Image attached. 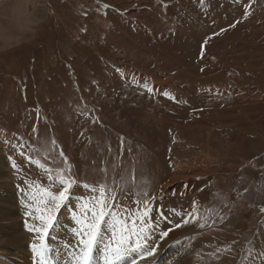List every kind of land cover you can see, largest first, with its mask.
<instances>
[{"label": "rangeland", "instance_id": "obj_1", "mask_svg": "<svg viewBox=\"0 0 264 264\" xmlns=\"http://www.w3.org/2000/svg\"><path fill=\"white\" fill-rule=\"evenodd\" d=\"M35 4L36 39L0 54V242L23 237L19 220L42 207L39 188L58 193L64 174L97 190L74 186L57 214L47 238L55 264H72L71 213L100 185L114 215L93 264H108L107 221L119 231L120 216L140 218L126 227L159 245L138 264H264V0ZM214 162L206 175L175 177L179 163ZM27 233L28 249L37 234ZM14 247L0 245L1 264H37L32 250L15 262Z\"/></svg>", "mask_w": 264, "mask_h": 264}, {"label": "snow or ice", "instance_id": "obj_2", "mask_svg": "<svg viewBox=\"0 0 264 264\" xmlns=\"http://www.w3.org/2000/svg\"><path fill=\"white\" fill-rule=\"evenodd\" d=\"M110 7L105 5V8ZM251 7V5H249ZM249 12L245 13V16L249 15ZM234 27V25H231ZM221 31H226V29H221ZM218 35V34H214ZM207 44V40L204 42ZM201 58L204 56V51L202 50ZM168 95L167 93H165ZM16 165L13 164V167ZM64 170H61L63 173ZM49 179H52L49 176ZM57 182L60 185L61 190L56 193L50 191L48 188H39L37 195L34 199L38 200V204L42 207H38L37 211L40 212L38 220L40 222L39 226L30 225L28 230L30 232H35L37 234V240L31 244V250L37 258V264H55L52 258V248L47 243V238L49 236L50 230L53 228L56 220L57 214L60 212L61 207L69 199L72 194V189L74 186H82L89 188L91 191H96L97 186L89 185L88 183H83L82 185L78 182L75 177L70 175L60 174L57 177ZM35 186V185H34ZM105 185L99 186L100 196L99 198H89L87 202L81 204V209L79 212L73 211L71 213L75 225L72 228V233L76 237L78 243L74 246L69 245L65 241V247L70 248V258L72 264H93L94 261V249L98 241H100L103 229L102 225L105 223V218L114 215L111 209H108V197L105 195ZM155 199V197H152ZM94 201V202H93ZM115 198L112 197V206L115 207ZM91 203V207L89 204ZM139 203V202H137ZM106 209H108L106 211ZM149 209L145 206L143 212V218L148 216ZM28 215L31 217L32 212ZM137 218L134 221H129L125 216H120L119 220L122 222L120 224V229L117 231L116 226L113 225V230L111 233L106 234L107 239L104 241L103 246V256L108 264H112L113 261L121 260L125 257H131L128 264H138V261L143 260L147 257H151L157 251L159 247L158 244L149 243L147 236H142L139 231L133 233L126 225L131 222L132 224L139 223ZM167 219V218H165ZM189 221L187 218L182 219L181 223L175 224L174 227H169L163 231L158 239H164L169 236V233L174 230V228H180L187 224ZM136 236L135 241L132 240V235ZM135 254V255H133Z\"/></svg>", "mask_w": 264, "mask_h": 264}, {"label": "clouds", "instance_id": "obj_3", "mask_svg": "<svg viewBox=\"0 0 264 264\" xmlns=\"http://www.w3.org/2000/svg\"><path fill=\"white\" fill-rule=\"evenodd\" d=\"M40 23L35 0H0V54L35 40Z\"/></svg>", "mask_w": 264, "mask_h": 264}, {"label": "bare ground", "instance_id": "obj_4", "mask_svg": "<svg viewBox=\"0 0 264 264\" xmlns=\"http://www.w3.org/2000/svg\"><path fill=\"white\" fill-rule=\"evenodd\" d=\"M43 1H45V0H43ZM45 7V6H44ZM45 9V8H44ZM42 11H43V9H42ZM45 11V10H44ZM43 17V16H42ZM209 78V77H208ZM157 83H158V81H156ZM161 83V82H160ZM227 90H229V89H227ZM242 94V93H241ZM240 96V95H239ZM237 120H239V119H237ZM236 120V121H237ZM234 124H238L237 122L236 123H234ZM188 128H193V126H188ZM186 129V128H185ZM2 155V154H1ZM4 160V158L2 157V156H0V180H3L4 179V177H3V173L4 172H6V170H5V160ZM181 161V160H180ZM180 164V163H179ZM179 164H177L176 165V170H178L177 172H176V175H175V177H178L179 176V178H187V177H191V176H193L195 173H200V175H206L207 174V172L210 170H212V169H215V167H216V164H215V162L211 165V166H208V167H204V166H201V168H200V170H191V165H188L187 163V168L185 169V170H180L181 168H183L184 169V166L186 165H179ZM197 168H199V167H197ZM203 173V174H202ZM206 173V174H205ZM211 173V172H210ZM216 173V171H213V174H215ZM1 187V186H0ZM207 196H208V199L210 198L209 197V194H207ZM73 204V203H72ZM72 204L71 203H69V205H67L66 207H64V209H63V211H62V213H61V216H60V222L62 223V224H64V228L66 229V228H69V225H68V222H69V220H68V218L66 217L67 215H66V213H69V209H71L73 206H72ZM4 207H6L9 211H10V209H9V205H6L5 203H4V205H3ZM74 208V207H73ZM33 215L30 217H27L26 219H25V221L26 222H28V224H26V222L24 223L23 222V224L21 223L22 221H21V219L19 220V223H20V229H19V231L22 233V238L20 237V240L18 239V237H19V235L18 234H14V237H12L11 236V238L12 239H14L13 241H11V242H0V245H3V244H8V245H12V246H15L14 247V249H13V256H14V261L16 262V260L18 259V258H22V259H24V258H28V256L30 255V251H31V247H29L28 249H27V243H26V248L24 247V245H23V240H24V231H25V233H26V235L28 234L27 233V231H28V228H29V226L30 225H37V226H39V224H40V222H39V220H38V217H39V213L36 211V209H33ZM69 217H71V215L69 214ZM70 219V218H69ZM60 222H59V224H60ZM107 223L110 225V227H113V225H115V226H117V224L114 222V221H107ZM117 228V227H116ZM53 230V229H52ZM51 230V231H52ZM55 230V229H54ZM61 230V229H60ZM67 230V229H66ZM50 231V232H51ZM36 234V233H35ZM53 234V233H52ZM54 235V234H53ZM164 245H165V241L161 244V246L162 247H164ZM1 252V251H0ZM37 259V258H36ZM26 262V261H25ZM32 263V262H31ZM1 264V263H0ZM2 264H5V263H2ZM35 264H36V261H35Z\"/></svg>", "mask_w": 264, "mask_h": 264}, {"label": "trees", "instance_id": "obj_5", "mask_svg": "<svg viewBox=\"0 0 264 264\" xmlns=\"http://www.w3.org/2000/svg\"><path fill=\"white\" fill-rule=\"evenodd\" d=\"M121 170H122L123 172H126V170H125V169H121ZM131 179H133V180H134V179H135V176H134V175H132V176H131ZM131 181H132V180H131Z\"/></svg>", "mask_w": 264, "mask_h": 264}, {"label": "flooded vegetation", "instance_id": "obj_6", "mask_svg": "<svg viewBox=\"0 0 264 264\" xmlns=\"http://www.w3.org/2000/svg\"><path fill=\"white\" fill-rule=\"evenodd\" d=\"M178 103H182V104L184 103V104H186V102H180V101H178Z\"/></svg>", "mask_w": 264, "mask_h": 264}, {"label": "crops", "instance_id": "obj_7", "mask_svg": "<svg viewBox=\"0 0 264 264\" xmlns=\"http://www.w3.org/2000/svg\"><path fill=\"white\" fill-rule=\"evenodd\" d=\"M211 91V90H210Z\"/></svg>", "mask_w": 264, "mask_h": 264}]
</instances>
